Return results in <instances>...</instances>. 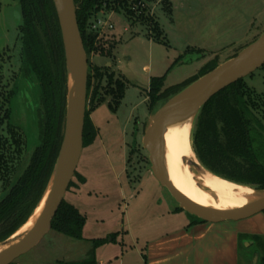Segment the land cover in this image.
I'll return each instance as SVG.
<instances>
[{
	"label": "rangeland",
	"instance_id": "374dc122",
	"mask_svg": "<svg viewBox=\"0 0 264 264\" xmlns=\"http://www.w3.org/2000/svg\"><path fill=\"white\" fill-rule=\"evenodd\" d=\"M115 1L110 0L109 7L103 6L96 16L110 18L114 25V30L97 40L107 41L103 46L106 49L114 42L116 46L110 57L91 54L88 65L107 68L109 74H114V81L124 83V94L116 104L102 90L103 100L94 109L87 101L86 111L93 109L90 118L97 137L93 145L84 149L65 196V201L86 218L83 239L51 230L14 264L80 262L93 250L102 264H141L137 251L145 249L146 241L165 230L167 224L171 227V220H176V226L183 218L174 213L179 204L155 179L146 152L141 149L155 114L149 110L148 102L152 79L163 77L164 89L182 85L198 77L207 63L227 62L264 34V0H143L150 7L139 12L143 18L158 22L163 32L161 41L150 37L145 24H133L124 10L115 12ZM134 4L129 1V5ZM22 25L19 0H0V62L3 84L15 90L11 107L24 143L21 170L40 144L41 107L38 86L25 81L20 72ZM188 49L203 53L187 52ZM106 84L104 80L103 88ZM245 86L264 95V68L245 78ZM81 178L86 183L82 184ZM9 186L0 181V201ZM95 240L104 243L95 247ZM253 253L247 254L242 247L241 264H260Z\"/></svg>",
	"mask_w": 264,
	"mask_h": 264
},
{
	"label": "trees",
	"instance_id": "16d2710c",
	"mask_svg": "<svg viewBox=\"0 0 264 264\" xmlns=\"http://www.w3.org/2000/svg\"><path fill=\"white\" fill-rule=\"evenodd\" d=\"M129 1L131 0H116L115 12L121 13L124 10L133 24H145L150 37L161 41L163 32L158 22L154 18H143L144 14L134 11ZM133 1L137 4L143 0ZM74 2L88 57L93 53L110 57L117 42L106 49L103 46L107 41L97 40L98 34L90 31L92 19L103 6L109 7L110 0ZM19 3L23 13V25L20 28V72L25 81L36 84L39 88L40 144L27 166L21 170L24 143L21 129L13 120L11 107L15 90L9 88L8 84H3V66L0 62V181L10 184L0 201V243L13 236L28 222L45 195L62 144L67 107L65 51L53 0H19ZM187 52L203 53L202 50L191 49ZM218 66L217 61H211L204 66L198 77L168 89H164L163 77L152 79L148 93L149 110L156 113L169 99ZM263 68L264 66L261 69ZM108 71L101 67L89 68L88 101L93 109L103 100L102 90L103 95L113 97L116 104L123 97L124 83L121 80L114 81V74H109ZM104 80L107 84L103 88ZM90 111H86L84 149L93 145L97 137ZM259 113L262 117L257 115ZM263 120L264 95H258L245 86V79L240 80L214 96L198 114L192 133L194 153L200 163L216 176L264 191ZM81 182L86 183L85 178H81ZM71 187L72 182L69 188ZM179 210L183 211L181 208ZM85 223L86 218L64 199L52 222V230L69 238L82 240ZM103 243L104 240L94 241L95 247ZM259 263L264 264V257ZM58 264L99 263L93 250L83 261Z\"/></svg>",
	"mask_w": 264,
	"mask_h": 264
},
{
	"label": "water",
	"instance_id": "95a60500",
	"mask_svg": "<svg viewBox=\"0 0 264 264\" xmlns=\"http://www.w3.org/2000/svg\"><path fill=\"white\" fill-rule=\"evenodd\" d=\"M53 3L61 28L67 71V107L63 140L51 180L39 204L40 206L46 198L41 214L33 226L17 240L13 242L12 239L27 223L9 239L0 243V246L10 245L0 253V264L15 263L20 257L36 248L50 233L52 222L65 199L84 150L83 138L88 101V55L80 33L74 0H53ZM263 66L264 34L235 57L220 64L169 99L154 114L144 134L143 145L149 153L153 176L182 210L202 222H239L261 214L264 212V191H257L249 186L263 195L260 199L239 209L216 210L198 205L183 195L168 178L163 168V156L159 145L164 142L165 134L172 124L188 117H193L192 137L195 120L203 107L218 93L251 76ZM196 162L191 165L200 168L202 172L216 176L200 161ZM258 257L259 255L256 254V262Z\"/></svg>",
	"mask_w": 264,
	"mask_h": 264
},
{
	"label": "crops",
	"instance_id": "0c3cea01",
	"mask_svg": "<svg viewBox=\"0 0 264 264\" xmlns=\"http://www.w3.org/2000/svg\"><path fill=\"white\" fill-rule=\"evenodd\" d=\"M179 208L174 213L183 215L182 222L175 226L176 220H171V227L167 224L146 241L144 250L137 251L141 264H241L242 247L247 254L254 251L253 258L258 254V263L262 259L263 213L239 222L206 223L197 222Z\"/></svg>",
	"mask_w": 264,
	"mask_h": 264
},
{
	"label": "bare ground",
	"instance_id": "6f19581e",
	"mask_svg": "<svg viewBox=\"0 0 264 264\" xmlns=\"http://www.w3.org/2000/svg\"><path fill=\"white\" fill-rule=\"evenodd\" d=\"M193 117L172 124L164 142L159 145L163 168L172 184L194 203L216 210H233L247 206L262 197V193L210 173L202 172L191 164L197 163L191 144ZM46 198L27 224L13 237V242L27 232L42 212ZM12 242V241H11ZM0 246V253L8 248Z\"/></svg>",
	"mask_w": 264,
	"mask_h": 264
},
{
	"label": "built area",
	"instance_id": "2783aa9c",
	"mask_svg": "<svg viewBox=\"0 0 264 264\" xmlns=\"http://www.w3.org/2000/svg\"><path fill=\"white\" fill-rule=\"evenodd\" d=\"M132 7L134 11L139 12L138 10L146 11L150 6L147 2L140 1L137 4H134ZM100 13L101 12H99L98 14ZM112 30H114V25L112 24L110 18H106L105 16H96L92 25V31L94 33L98 34V36H101L102 34L110 32Z\"/></svg>",
	"mask_w": 264,
	"mask_h": 264
},
{
	"label": "flooded vegetation",
	"instance_id": "af4514ba",
	"mask_svg": "<svg viewBox=\"0 0 264 264\" xmlns=\"http://www.w3.org/2000/svg\"><path fill=\"white\" fill-rule=\"evenodd\" d=\"M142 148V150H144V152H146V157H147V160L149 161V163H150V160H149V153L144 149V145L142 144V146H141ZM150 166H151V169H152V165H151V163H150ZM152 171V170H151ZM153 174V173H152Z\"/></svg>",
	"mask_w": 264,
	"mask_h": 264
}]
</instances>
